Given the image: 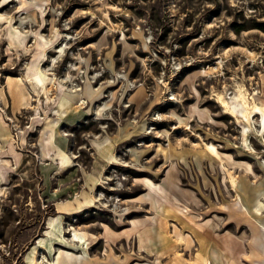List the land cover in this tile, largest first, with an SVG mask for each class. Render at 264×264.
I'll use <instances>...</instances> for the list:
<instances>
[{
  "label": "rangeland",
  "instance_id": "374dc122",
  "mask_svg": "<svg viewBox=\"0 0 264 264\" xmlns=\"http://www.w3.org/2000/svg\"><path fill=\"white\" fill-rule=\"evenodd\" d=\"M263 226L264 0H0V264H264Z\"/></svg>",
  "mask_w": 264,
  "mask_h": 264
},
{
  "label": "bare ground",
  "instance_id": "6f19581e",
  "mask_svg": "<svg viewBox=\"0 0 264 264\" xmlns=\"http://www.w3.org/2000/svg\"><path fill=\"white\" fill-rule=\"evenodd\" d=\"M263 228H264V226H263ZM76 238L80 239V241L82 240L81 238H79V236H76ZM263 244H264V234H263ZM263 247H264V245H263ZM76 262H77V260H75V258H73V257L62 256L59 264H75ZM30 264H42V262H39L38 259H36V258H32Z\"/></svg>",
  "mask_w": 264,
  "mask_h": 264
},
{
  "label": "crops",
  "instance_id": "0c3cea01",
  "mask_svg": "<svg viewBox=\"0 0 264 264\" xmlns=\"http://www.w3.org/2000/svg\"><path fill=\"white\" fill-rule=\"evenodd\" d=\"M175 196V198H177V195H174ZM253 237V236H252ZM154 242V241H153ZM252 242H253V240H252ZM252 248H255V243L253 242V247ZM218 249H216L215 248V254H214V259L217 261V262H219L220 261V255L218 254V251H217ZM253 252V251H252ZM251 255H252V253H251ZM255 259V258H254ZM254 262V264H257L256 262H255V260L253 261Z\"/></svg>",
  "mask_w": 264,
  "mask_h": 264
}]
</instances>
